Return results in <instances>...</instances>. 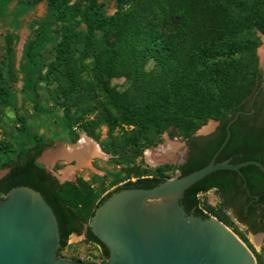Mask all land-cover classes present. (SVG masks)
Wrapping results in <instances>:
<instances>
[{"label":"trees","instance_id":"1","mask_svg":"<svg viewBox=\"0 0 264 264\" xmlns=\"http://www.w3.org/2000/svg\"><path fill=\"white\" fill-rule=\"evenodd\" d=\"M83 1L50 0L61 37L57 61L69 76L73 67L62 59V52L83 23L87 50L82 56L91 55L93 67L107 78L128 79V86L123 90L105 87L104 95L115 109L114 112L107 105L103 107L102 119L110 128L129 124L145 131L153 128L159 135L175 127L178 134L189 139L207 119L216 120L218 123L210 138L201 143L188 140V156L175 166L181 175L210 161L226 136V123L240 110L229 125V137L215 161L238 163L255 159L264 165L261 73L257 71L249 78L232 60L223 65L210 62L216 52L214 45L233 35L242 25L232 16L229 5L249 9L250 19L264 34V0H256L250 7L245 6L246 0H115L116 9L111 14H106L103 4L97 0H87L86 6L82 5ZM96 32H101L99 47L94 42ZM57 66V63L51 64L49 70ZM7 100V90L1 89V101ZM77 137L75 132L68 133L70 143L76 142ZM47 145L34 133L30 135V142L19 148L0 143V147L11 152L0 162V167H9L0 178V197L18 185L38 190L57 218L58 252L67 245L70 234L85 230L86 239L99 246L104 261L108 249L87 226L94 208L113 191L147 188L163 181L165 177L161 173L172 165L157 166L155 175L127 179L96 198L93 188L82 179L59 183L37 163V157ZM263 177L264 173L253 163L238 170L217 169L186 188L180 201L186 212L207 217L209 214L202 209L199 194L216 188L236 198L240 208L250 200L247 212L255 214L257 204H264V188L260 184ZM244 194L246 197L242 198ZM257 230L254 228L252 232Z\"/></svg>","mask_w":264,"mask_h":264},{"label":"rangeland","instance_id":"2","mask_svg":"<svg viewBox=\"0 0 264 264\" xmlns=\"http://www.w3.org/2000/svg\"><path fill=\"white\" fill-rule=\"evenodd\" d=\"M97 2L103 4L106 14L116 9L115 0ZM254 2L256 0H246L245 6L250 7ZM87 4V0L82 2L83 6ZM229 8L242 25L233 35L214 45L216 52L210 62L223 65L232 60L249 78L259 71L264 92V34L250 19L249 9L233 5ZM58 29L50 0H0V143L19 148L27 145L34 133L49 143L44 152L60 144H77L84 136L93 139L101 154L91 157L90 166L76 165V161L63 158L48 164L43 159L45 156L37 163L48 168L59 183L82 179L93 188L96 198L127 179L157 174L155 168L160 165H172L161 174L174 176L175 166L186 150V138L178 134L175 127L159 135L153 128L145 131L129 124L110 128L102 119L103 107L107 105L114 112L115 109L104 95L105 87L123 90L128 86V79L124 76L107 78L93 67L91 55L82 56L87 50L83 23L62 52V59L73 67L67 76L61 62L57 61L61 40ZM101 39V32H96V47L101 45ZM54 63L58 64L57 68L49 70ZM1 89L7 90L6 103L1 101ZM217 123L207 119L193 135H207ZM70 131L78 134L74 143L68 141ZM174 143L178 144L175 149L171 147ZM7 149L0 147V162L11 155ZM163 149L172 156L163 159ZM4 168L0 167V171ZM67 168L71 170L65 176L63 172ZM199 198L205 212L222 221L247 245L255 264H264V233L249 232L232 213L220 206L213 189L200 193ZM60 254L79 263L103 262L99 246L85 239L83 234H70Z\"/></svg>","mask_w":264,"mask_h":264},{"label":"water","instance_id":"3","mask_svg":"<svg viewBox=\"0 0 264 264\" xmlns=\"http://www.w3.org/2000/svg\"><path fill=\"white\" fill-rule=\"evenodd\" d=\"M240 112L228 120L224 140L203 167L181 175L176 169L174 176L147 188L113 191L94 208L87 226L108 249L101 263H79L61 255L52 207L30 186L11 187L0 197V264H255L251 250L228 226L214 216L186 212L180 201L186 188L214 170L253 163L264 172L255 159L215 161ZM187 156L185 150L179 164ZM8 171H0V178Z\"/></svg>","mask_w":264,"mask_h":264},{"label":"flooded vegetation","instance_id":"4","mask_svg":"<svg viewBox=\"0 0 264 264\" xmlns=\"http://www.w3.org/2000/svg\"><path fill=\"white\" fill-rule=\"evenodd\" d=\"M263 95H264V92H263ZM215 129H216V127H215ZM215 129L211 133H213L215 131ZM211 133H209L207 135H203V136H194L193 135V138H189V139L186 138V150H188V153H189L188 140H193V141L201 143L204 140L210 138L208 136ZM178 173H179V170H178ZM260 184L264 188V177L260 179ZM212 189L215 191V197L217 198L220 206H222L226 211H229L230 213H232V215L235 217V219L237 221H239V223L243 224L249 232H252L254 228H257L258 230L256 232H252V233H259V232L264 233V204H262V203L257 204L258 208L255 210V214H248L247 204L250 202V200L243 206V208H240L241 204L236 198H233V196L228 195V194H222L216 188H211L209 190H212ZM111 190H109V191H111ZM245 197H246L245 194L242 195V198H245ZM239 217L244 218L242 222L240 220H238ZM81 234H83L85 239H86L85 230Z\"/></svg>","mask_w":264,"mask_h":264},{"label":"bare ground","instance_id":"5","mask_svg":"<svg viewBox=\"0 0 264 264\" xmlns=\"http://www.w3.org/2000/svg\"><path fill=\"white\" fill-rule=\"evenodd\" d=\"M177 145V143H174L171 145V147L175 149ZM45 151L41 155L40 159L45 154ZM99 154H101V151L98 144L93 139L84 136L78 141L77 144L64 146L63 148L58 149L53 155H51L50 153H46L43 159L48 164H51L54 160H56L57 157H60L68 161H76V165L84 164L86 166H90L91 157ZM171 156L172 154L170 153V151L163 149L161 153V157L163 159L170 158ZM70 170V168L64 170L63 175L67 176L70 173Z\"/></svg>","mask_w":264,"mask_h":264},{"label":"crops","instance_id":"6","mask_svg":"<svg viewBox=\"0 0 264 264\" xmlns=\"http://www.w3.org/2000/svg\"><path fill=\"white\" fill-rule=\"evenodd\" d=\"M67 144V143H66ZM64 146H67V145H64V144H60L59 146H56V147H52L50 149H47V152L46 153H50L51 155H53L58 149H61L63 148ZM56 148V149H55ZM55 149V150H54ZM49 150V151H48ZM45 153V154H46ZM45 156V155H43ZM56 159H60V157H57ZM45 161V160H44Z\"/></svg>","mask_w":264,"mask_h":264}]
</instances>
